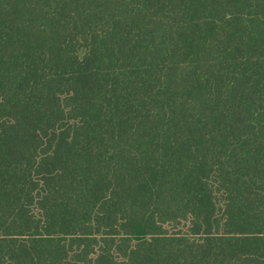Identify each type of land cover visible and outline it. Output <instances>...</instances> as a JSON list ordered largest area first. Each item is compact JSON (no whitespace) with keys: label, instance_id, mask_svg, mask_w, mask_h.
Wrapping results in <instances>:
<instances>
[{"label":"trees","instance_id":"16d2710c","mask_svg":"<svg viewBox=\"0 0 264 264\" xmlns=\"http://www.w3.org/2000/svg\"><path fill=\"white\" fill-rule=\"evenodd\" d=\"M0 264H264V0H0Z\"/></svg>","mask_w":264,"mask_h":264}]
</instances>
